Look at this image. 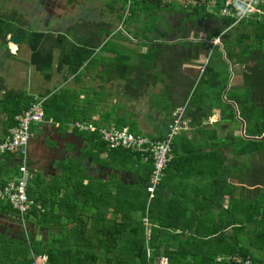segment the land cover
Wrapping results in <instances>:
<instances>
[{
    "label": "crops",
    "instance_id": "1",
    "mask_svg": "<svg viewBox=\"0 0 264 264\" xmlns=\"http://www.w3.org/2000/svg\"><path fill=\"white\" fill-rule=\"evenodd\" d=\"M151 1L145 0L142 5L134 7L127 5L125 0H111L110 5L99 3L91 8L94 14L87 19L88 17H84L86 13L83 12L82 0H67L64 2L66 5L64 8L67 10L70 7L71 16L68 14L64 24L62 22L58 24L56 20L60 15L57 14L56 19L54 16L44 22L45 29L29 28L21 18L23 23L20 25L25 29L43 31L50 35L44 45L52 48L54 58L47 78L31 63L30 56L21 57L19 54L21 41L18 43L10 41L11 33L6 36V40L0 37V43L4 47H0V58L6 57L1 66L4 70L0 73V99L5 94L24 93L26 98H22L21 102L25 104V101L29 103L34 96L46 95L49 109L59 110L57 116L52 115L43 122L31 126L32 134L28 147L30 170L39 179L57 181L51 184L52 189H57L60 181L66 177L67 165L76 166L80 171L81 189L84 191L88 186L87 193L82 192L79 199L82 203L96 201L98 205L103 203L104 197L108 199L109 196L118 202L124 198V194H130L131 189L134 190L141 185V182L136 180V171L143 172L142 168L147 166V163L141 160L142 164L129 163L133 168L131 170L122 168L118 154L110 152L106 146L94 145L95 138L91 139L87 132L77 129L73 125L75 120L80 118L84 120V116H87L89 118L87 120L95 121L100 126L128 125L135 133L160 138L166 132L167 118L172 105L188 99V91L197 84L213 51L222 50L220 37H217L219 38L217 43L212 42L214 36L206 39L209 31L212 32L211 35H218L228 25L227 19L219 16L217 10L211 11L206 7L205 11L212 13V17L197 16L194 13V5L190 8L186 5L178 10L181 16H177L169 6L170 1L161 0L163 8L155 10L150 7L148 10L147 3ZM3 2L1 7L6 6L9 0ZM67 4L70 6L67 7ZM208 4L211 5L210 0ZM76 6L79 7L80 16L75 14L78 13L74 10ZM18 14L21 13H17L15 17H22V14ZM4 15L6 14L3 13L1 16ZM153 16L159 17L152 19ZM196 16L199 22H195ZM50 22L55 25L49 27ZM204 24L207 27H204ZM186 31L187 37L184 35ZM60 35L64 36V41H52ZM78 41L79 44L94 50L82 65L79 76L69 73L66 65L58 68L57 63L59 43L71 45L78 44ZM159 44L163 47L161 50L157 48L160 50L157 63L154 67H149L146 58L150 57V51ZM190 44L192 47L188 60L179 65L178 59L185 58V46ZM55 46H58L56 56ZM171 52L180 55H176L175 58ZM185 63L197 64L194 75L188 68L182 70ZM228 70L230 74L226 88L222 91L223 98L231 85L233 71L230 64ZM142 78H146V81ZM187 78L195 81L192 88L186 83ZM228 102L233 105L234 101ZM79 108L86 109L80 112ZM234 108L236 115L238 111L236 103ZM220 115V108L212 107L208 120L215 116H218L219 120ZM238 117L236 116L237 119ZM101 118H105L106 121L98 123ZM202 120L206 123L205 119ZM217 120L214 119L212 122ZM4 121L5 113L0 110V134L5 132ZM189 121L187 119L186 128L174 139V159L168 166L152 201L154 218L159 213L161 220L176 221L177 226L171 231L177 233L180 239L189 235L207 238L221 231L230 236L233 234L231 221L233 213L228 208L230 196L228 192H231L234 184L233 168H239L242 164L247 165L250 154L240 155L234 159L230 147L220 145L213 149L210 139L195 133L196 127L190 125ZM233 126L234 134L242 135L240 121L238 125ZM219 129L216 131L218 137L225 138L229 134L221 135ZM204 147L215 154L196 157L195 153ZM17 163L16 155L0 153V179L5 181L15 176ZM70 176L78 177L74 173ZM72 177L70 181L76 180ZM235 184L247 189L245 191L247 197L251 189L259 186L237 182ZM63 185L68 186L69 181H64ZM3 205L4 203H0V264H13L7 262L11 245L15 247L17 241L16 245L27 240L29 238L27 236L30 235L38 239L46 236L44 229L39 225L27 221L25 228L19 217L10 212H1ZM144 214L132 213L133 218L140 219L141 222ZM114 217H118V214ZM152 219L149 218L151 224L149 230L151 226L152 230L156 229L159 223ZM196 219H199L198 224ZM182 226H185L184 230H181ZM197 229L199 231L195 233ZM245 234L240 232L238 235L243 237Z\"/></svg>",
    "mask_w": 264,
    "mask_h": 264
},
{
    "label": "trees",
    "instance_id": "2",
    "mask_svg": "<svg viewBox=\"0 0 264 264\" xmlns=\"http://www.w3.org/2000/svg\"><path fill=\"white\" fill-rule=\"evenodd\" d=\"M144 1L136 0V6L143 4ZM126 2L127 0H125ZM129 5L132 6L131 3ZM200 5L197 3L194 6V13L197 16L212 17V13L205 11V5L202 4L201 7ZM219 6L218 3L217 11ZM259 6L261 13H256L235 25H232L233 19L226 18L228 25L224 29L225 31L222 30L223 32L218 35H211L212 32H208L206 39L212 36L220 37L222 50L217 49L218 46L214 48L217 51L204 66L196 85L194 80L187 78L186 83H189L191 88L194 85L195 87L188 91L186 101L172 105L167 118L168 124L172 119L173 110L185 105V117L190 120V125L196 127L194 132L210 139L211 146H214L213 149L220 145L230 147L234 159L240 155H254L259 152L263 153L264 156V139L248 138L261 136L264 133V0ZM150 7L159 10L163 8V3L161 0H152L147 3L148 10ZM200 9L202 11H199ZM16 15L15 12L13 16H0V37L6 40V36L11 33L20 37V41L26 40L31 50V63L47 78L50 75L48 70L51 68L54 58L52 48L44 45L50 35L43 31L25 29L20 25L23 23L21 17H15ZM184 35L187 37V31ZM52 41H64V36L60 35ZM79 43V41L78 44L71 45L59 43L60 51L57 60L58 68L66 65L68 72L77 76H79L84 62L94 52L88 46ZM162 47L163 45L159 44L150 51V57L146 58V64L149 67L156 65V59ZM191 47V44L185 46L186 56L178 59L179 65L188 60ZM171 53L175 58L176 55H180L176 52ZM223 54L224 57H222ZM215 57H221L220 63H214ZM228 64H230L232 71L235 65L242 66V81L239 85L231 84L225 98H223L222 91L226 88L230 72ZM142 79L146 81V78ZM24 97L26 98L24 93H14L5 94L0 99V110L5 113V131L16 124L15 116L28 106L27 101L25 104L21 102ZM47 100L48 98L43 105L45 119L52 117V115L57 116L59 111L49 109ZM228 101L236 103L239 117L245 121V136L235 135L233 128L225 138L217 136V127L221 130H227V125L239 124L235 115V108ZM212 107L220 108L221 115L219 120L209 123L207 121L211 115ZM85 109L79 108L78 110L83 112ZM87 119L89 118L84 116V121L91 122ZM202 119H205L206 123ZM103 121L106 119L101 118L98 123ZM93 122L91 123L95 126H100L97 122ZM119 125L121 126V124L117 126ZM87 134L91 135V139L95 138L94 145L106 146L97 132H87ZM108 150L118 154L122 168L131 170L133 168L129 163L136 165L141 163L140 155L129 149L119 147ZM202 151L195 153L196 157L202 158L215 154L205 147ZM171 162L167 165L161 181ZM146 163L147 166L143 165V172L136 171V180L140 181L141 185H138L134 190L129 189L130 194H124V198L118 202L109 196L108 199L104 197L103 203L98 205L96 201L83 203L79 201L82 192L87 193L88 186L85 187L84 191L81 189L80 171L76 166L67 165L69 175L65 174L66 177H63V181H60L57 189L51 187V184L57 181L48 182L33 175L28 184L27 193L34 203L25 214V221L47 230V235L43 239H38L29 233L30 236L27 240L25 239L24 242H19L16 245L17 241L15 247L11 245L10 249H12L8 251L7 262L30 264V251H33L36 254H46L48 264H147L146 251L149 249L150 260L165 255L169 264H244L243 259L247 257L251 259V264H264V259L259 255L260 251L264 250V163H253L250 166L242 164L239 168H233L232 180L234 184L231 192H228L230 195L228 208L233 213L231 221L234 236L231 237L228 233L221 231L211 237L207 236V238L189 235L183 239L171 231L177 226L176 221L161 220L159 213L154 218L152 201L157 192L152 198H148L146 186L153 166L151 161ZM71 173L78 175V177L70 176ZM71 177L77 181H70ZM31 181L35 183V186H32ZM64 181H69V185H63ZM0 182L2 183L4 180L0 179ZM235 182L244 183L248 186L256 184L259 186L251 189L247 197L245 196L247 189L244 186L236 185ZM37 205L42 210L38 209ZM1 212H10L17 217L20 216L7 203H4ZM133 212L145 213L148 219L152 217L154 221L159 222L157 228L152 230L153 227L151 226L149 232H145L140 219L133 218ZM116 214L118 217H114ZM246 224H248V228L252 227V229L248 230L246 238L240 240L238 234L240 232L246 233ZM189 228L191 229V227ZM184 229L185 226H182L181 230ZM197 231L199 230L197 229L195 233ZM245 240L248 245H246ZM250 248H256L259 251L255 254ZM234 256H239L240 259L236 260L233 258ZM217 257L221 259L217 260ZM226 257L232 258L227 259Z\"/></svg>",
    "mask_w": 264,
    "mask_h": 264
},
{
    "label": "built area",
    "instance_id": "3",
    "mask_svg": "<svg viewBox=\"0 0 264 264\" xmlns=\"http://www.w3.org/2000/svg\"><path fill=\"white\" fill-rule=\"evenodd\" d=\"M220 4L217 13L225 18L233 19V24L247 19L254 14L261 13L260 3L262 0H210V4L217 6ZM130 4L129 0L126 2ZM206 3V7H208ZM219 38H214L212 42L217 43ZM47 96H34L28 106L15 116L16 124L0 134V153H10L18 157L16 165L17 174L4 182H0V202L9 204L18 212L19 219L25 221V214L34 203L27 193L28 184L33 177V172L29 166V140L31 137V126L45 120L44 102ZM80 131L89 133L97 132L100 139L105 143L107 149L125 148L136 152L143 161H151L152 171L146 186L148 198H152L157 189L167 165L173 159V142L176 136L186 128L187 118L185 117V105L175 108L172 112V119L167 124L165 134L157 139L143 134H135L128 125L117 126L115 124L105 126H95L91 122L75 121L73 124ZM37 208L42 210L39 205ZM145 232H149V219L147 214L141 218ZM28 237V236H27ZM147 264H169L165 255H160L151 259L149 249H147ZM30 264H48L46 254L30 253ZM232 257H227L230 259ZM239 260L238 257H233ZM217 257V260H220ZM244 264H251L250 258L243 259Z\"/></svg>",
    "mask_w": 264,
    "mask_h": 264
},
{
    "label": "rangeland",
    "instance_id": "4",
    "mask_svg": "<svg viewBox=\"0 0 264 264\" xmlns=\"http://www.w3.org/2000/svg\"><path fill=\"white\" fill-rule=\"evenodd\" d=\"M65 1H67V0H15V1L9 0V2L6 4V6L4 5L3 7H1V4H3L4 2H3V0H0V16L3 13H5L6 15H11V14H13V12H16V14L20 12L22 15L21 14H18V15L22 16L21 18H22V20H24L26 22L25 25H27V27L32 28V29H42V28L45 27L44 22L47 19L49 20L50 18H52L54 16H55L54 18L56 19L57 14H59L60 16L57 18L56 22L58 24H61V22L64 24V19L67 17L68 14H69L68 16H71V13H72L71 11H69L70 4H67L68 5L67 7H69V9L66 10V8H64L66 6L64 4ZM82 1H83V3H82L83 12L86 13V14H84V17H86V18L88 17L87 19H90L93 16L94 12H93V9H91V8L95 7L96 4L99 5V3H100L102 5H110V3H111L110 2L111 0H82ZM165 1H167V2L170 1L171 2V3H169V6H171L173 8L172 10L175 11L174 13L177 16L178 15L181 16V13H178L179 12L178 10H180V8H182L183 6L188 5L189 8L193 6L192 3L189 4V2H191L192 0H165ZM129 2L132 5L131 7H134L137 4L136 0H129ZM175 3H179V4H175ZM141 5H142V3H141ZM205 8H206V6H205ZM37 10H38V12H36ZM74 10L78 12L79 7L76 6ZM187 10H189V9H187ZM208 10H211V11L212 10H216V7L213 6V5H209L208 6ZM75 11L73 13H75ZM90 11H92V13ZM75 14H78L77 16H80V12L75 13ZM158 17L153 16L152 19L158 18ZM52 25H55V24L50 22L49 23V27H52ZM203 26L207 27L206 24H204ZM0 47L4 48L1 43H0ZM57 51H58V46H55V50H54L55 56L57 54ZM30 53H31V50H30V48H29V46L27 44V41L26 40H22L21 44H20L19 54L21 55L22 58H24V57H29ZM215 53H216V51H213L212 55H214ZM4 58L6 59V57H4ZM220 58L219 57H215L214 58V63H216V62L220 63ZM5 59H1L0 58V67L3 66L2 65V61L5 60ZM203 59L204 58L202 57V60ZM204 62L206 63V61H204ZM196 65L197 64H186L185 63V66L182 67V70H187V68H188V69H190V71L193 72V75H194L196 73L195 71H197L196 68H195ZM2 68L3 67H1V69H0V73H2L3 70H4ZM241 72H242V66L236 65L234 67V70H233L232 79H230L231 80L230 84H238L239 85L241 83V81H242ZM18 86H21V85H18ZM162 99L164 100V97H162ZM217 118H218V116H215V117L211 118L212 120L210 119L208 121L212 122V121H214V119L217 120ZM75 121H82V119L75 120ZM187 124H188V122H187ZM227 127H228L227 130L221 131L219 129L221 135H223V134L227 135L231 131V128L234 127V126L233 125L231 126L229 124V125H227ZM217 130H218V128H217ZM235 132L237 133V131H235ZM200 151H202V148H201ZM262 154L263 153L259 152V153L254 154V155H249V159L247 160V165L250 166V165H253V163L254 164L255 163H258V164L264 163V159H263L264 156ZM31 184H32V186H35L34 182H32ZM196 220H197V224H198L199 223L198 222L199 219H196ZM23 225L26 228L27 221L25 223L23 222ZM249 229L251 230L252 227L248 228V224H246V229H245L246 230V234H245V236L242 237V236L239 235L238 238H240V240L246 238ZM46 233H47V230H44L45 236L47 235ZM230 236L232 237V236H234V234H230ZM245 242H246V245H248L246 240H245ZM251 250H253V252L255 254L259 251L256 248L255 249L252 248ZM30 253H31V251H30ZM259 255L264 259V250L262 252L260 251Z\"/></svg>",
    "mask_w": 264,
    "mask_h": 264
},
{
    "label": "water",
    "instance_id": "5",
    "mask_svg": "<svg viewBox=\"0 0 264 264\" xmlns=\"http://www.w3.org/2000/svg\"><path fill=\"white\" fill-rule=\"evenodd\" d=\"M198 1H199V0H198ZM205 6H206V4H205ZM9 39H10V41L15 42V43H18V42L20 41V38H19L18 36L14 35V34L10 35V36H9ZM232 103H233V105L235 106V103H234V102H232ZM236 116L238 117V111H236ZM238 119H239V121H240V123H241V129H240L241 134L244 135V132H245V122H244V120L241 119L240 117H238ZM244 136H245V135H244ZM247 137H248V136H247ZM248 138H252V139H260V140H262V139H264V133H263L261 136H251V137H248Z\"/></svg>",
    "mask_w": 264,
    "mask_h": 264
},
{
    "label": "flooded vegetation",
    "instance_id": "6",
    "mask_svg": "<svg viewBox=\"0 0 264 264\" xmlns=\"http://www.w3.org/2000/svg\"><path fill=\"white\" fill-rule=\"evenodd\" d=\"M209 1V0H208ZM208 1L207 0H192L190 3H192L194 6L198 3V4H201L200 5V7L202 6V4H203V6L206 4V3H208ZM199 7V8H200ZM194 9V8H193ZM220 16V15H219ZM20 18V17H19ZM195 18V20H196V22H199V18L196 16V17H194Z\"/></svg>",
    "mask_w": 264,
    "mask_h": 264
},
{
    "label": "clouds",
    "instance_id": "7",
    "mask_svg": "<svg viewBox=\"0 0 264 264\" xmlns=\"http://www.w3.org/2000/svg\"><path fill=\"white\" fill-rule=\"evenodd\" d=\"M142 159V158H141Z\"/></svg>",
    "mask_w": 264,
    "mask_h": 264
}]
</instances>
